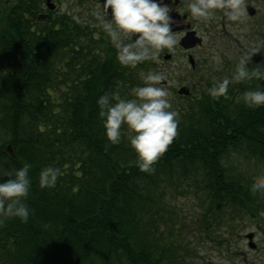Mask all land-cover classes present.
Instances as JSON below:
<instances>
[{"label":"trees","instance_id":"16d2710c","mask_svg":"<svg viewBox=\"0 0 264 264\" xmlns=\"http://www.w3.org/2000/svg\"><path fill=\"white\" fill-rule=\"evenodd\" d=\"M116 55L84 21L0 26V173L32 165L31 212L26 222L0 223V264H190L197 245L186 236L211 237L238 215L264 210V191L250 190L256 176L233 159L264 168V105L243 101L264 80L230 84L217 98L200 81L192 98L172 105L177 134L145 172L126 127L119 143L107 140L96 99L105 91L127 97L151 61L128 67ZM248 67L264 71V55ZM49 164L61 174L41 188L38 174ZM195 199L199 219L180 207Z\"/></svg>","mask_w":264,"mask_h":264},{"label":"clouds","instance_id":"9594fccd","mask_svg":"<svg viewBox=\"0 0 264 264\" xmlns=\"http://www.w3.org/2000/svg\"><path fill=\"white\" fill-rule=\"evenodd\" d=\"M103 15L95 12L98 26L106 33L116 58L123 66L136 67L144 61L160 63L162 50H172L180 39L171 30L173 0H101ZM246 0H188L187 15L208 22L220 10L227 21L243 23L248 11ZM264 49V39L257 41L250 51L237 60L231 75L215 80L206 88L212 98L228 93L229 85L256 78L264 80V71L249 69L253 53ZM169 83L167 75L149 68L141 73V83L129 89L127 97L117 92L105 91L96 99L98 116L104 135L113 144L120 142L122 126L127 129V140L136 154L137 167L151 171L153 162L166 150L177 134L178 112L172 107L170 92L164 85ZM243 101L249 107L264 105V85L245 89ZM30 163L12 171L0 173V223L5 217H17L26 222L31 209L26 197L31 187ZM61 169L45 165L38 174L41 188L54 187ZM264 191V173L253 178L251 189Z\"/></svg>","mask_w":264,"mask_h":264},{"label":"rangeland","instance_id":"374dc122","mask_svg":"<svg viewBox=\"0 0 264 264\" xmlns=\"http://www.w3.org/2000/svg\"><path fill=\"white\" fill-rule=\"evenodd\" d=\"M185 1L188 3V0ZM246 3L258 10V13L255 16L248 14L243 23L227 21L222 11L216 10V15L211 19L210 36L205 37L203 45L190 50L196 59L195 68L191 67L186 52L180 49L178 45L170 51L162 50L159 64L150 62L152 69L162 71L167 75L169 83L164 86L170 92L169 98L172 105H181V102L188 101L186 96L192 98L200 88V81L203 80V83L212 84L225 75L230 76L238 58L244 52L250 51L257 41L264 39V0H246ZM183 9L187 10L186 7ZM81 10L79 8V20H88L86 22L90 25L97 23V19H87L86 13L84 14V11ZM94 10L97 11L98 9ZM63 11L61 10V13ZM164 52H170L172 58L165 60L163 58ZM261 54L264 55V49L253 53L250 58ZM182 85L189 87L191 93L186 96L178 94L177 89ZM240 157L238 155L233 156V159L237 161L236 169L245 171L251 176L264 173V168L260 166V162L247 160L243 156ZM199 203L195 199L193 204L181 203L180 207L186 211L191 210L188 215L197 214L196 219H199L198 215L202 210L201 207L198 211L196 209V205ZM243 213L242 211L241 214ZM235 219V223L232 222L227 227L218 226L217 232L211 237L199 235L189 238L186 236V239H195L197 245L193 252H189L191 255L187 257V263L264 264V210L256 212L255 215H238ZM198 222L190 219L189 227L193 228L196 224L198 225ZM249 234H252L251 239L248 238ZM217 242L219 244H216ZM250 243H253L255 247H252Z\"/></svg>","mask_w":264,"mask_h":264},{"label":"flooded vegetation","instance_id":"af4514ba","mask_svg":"<svg viewBox=\"0 0 264 264\" xmlns=\"http://www.w3.org/2000/svg\"><path fill=\"white\" fill-rule=\"evenodd\" d=\"M164 2L167 3L168 0H164ZM186 5L185 0H173V9L170 11V16L173 17L174 21L172 23V28L175 30L174 35L181 37L185 33L193 31L195 36L201 38V43L198 46L203 45L205 37L210 36L211 20L205 23L193 19L190 15H187V10L183 9ZM248 5L249 3L246 6ZM79 8L84 11V14L86 13L87 19L96 20L95 12H100L103 15L101 0H0V26H17L21 23L25 25L27 19L33 26H36L39 22L53 21L55 16H64L70 18V20L79 21ZM94 9L98 10L95 11ZM61 10L64 11L61 13ZM257 13L258 10H255V13L251 16H255ZM86 21L88 20H84L85 23H87ZM91 26L100 29V32L108 38L106 33L98 26V22ZM184 51L186 55L191 53L190 50Z\"/></svg>","mask_w":264,"mask_h":264},{"label":"water","instance_id":"95a60500","mask_svg":"<svg viewBox=\"0 0 264 264\" xmlns=\"http://www.w3.org/2000/svg\"><path fill=\"white\" fill-rule=\"evenodd\" d=\"M248 11L250 14H253L255 12V9L251 6H248ZM200 39L199 38H196L193 36V32H189L186 36H184L181 40H180V44L182 46H184L185 48H189V47H193L197 42H199ZM170 57V54H166L165 55V58H169ZM189 61L192 63V65H194V58L192 55H189ZM178 92L180 94H188L189 93V90L186 86H182ZM8 149H10V147L8 146ZM249 238H252V234H249L248 235ZM252 247H254V244L253 243H250Z\"/></svg>","mask_w":264,"mask_h":264}]
</instances>
